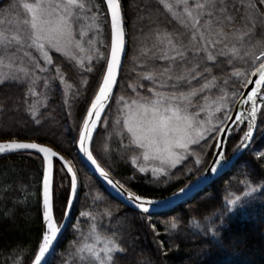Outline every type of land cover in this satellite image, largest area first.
Segmentation results:
<instances>
[{
	"label": "snow or ice",
	"instance_id": "1",
	"mask_svg": "<svg viewBox=\"0 0 264 264\" xmlns=\"http://www.w3.org/2000/svg\"><path fill=\"white\" fill-rule=\"evenodd\" d=\"M159 3L186 32L162 36L158 33L159 43L154 48L159 50L149 57L152 67L137 65V75L142 72V76L132 90L135 98L127 100L121 96L117 101L121 105V119L115 122L117 134L121 146L136 153L131 156V164L140 173L150 170L155 180L171 178L172 170L189 159H193L197 168L205 158L211 160L210 167L195 183L185 184L172 196L161 199L145 197L114 180L93 154L94 136L101 126L107 129L106 109L123 79V60L127 54L123 0H10L6 8H0V92L13 86L21 91L17 99L0 95V111L11 101L16 110H25L39 131L47 120L55 119L45 116L47 93L57 90V79L60 85L66 83L61 68L55 64V54L74 61L88 74H93L98 65V84L94 95L85 98L76 126L77 136L72 138L73 147L138 210L140 219L149 224L157 237L160 233L151 223L152 216L162 208L175 206L179 200L191 198L209 183L212 175H221L230 168L236 154L254 142L258 126L264 125V0H239V3L159 0ZM144 11L150 16L147 7ZM102 24L110 28L107 44L99 39ZM222 65L230 68L226 78L213 74V69ZM53 70L55 75L50 76ZM83 85L87 91V79ZM71 92L69 86L63 101L69 117L80 102L79 91L69 96ZM42 96L45 99L41 103ZM238 132L243 135L229 159L225 155L228 138ZM14 135L0 128V155L27 153L41 161L43 227L31 264H50L65 226L54 216L56 205L63 202V219L67 221L78 195L77 171L52 147L25 142ZM256 156L264 161V151H257ZM135 179V175L129 177V183ZM244 184L248 188L244 197L257 191L247 181ZM241 200L239 195L229 199V209ZM104 215L111 217L112 213L106 210ZM80 216L88 217L92 223L87 233L81 232L78 242L70 243L65 264H119L120 256L127 252L122 235L102 232L92 212H81ZM224 223L222 216L220 226L211 233L214 242L221 246L220 227ZM177 227L175 222L170 224L173 230ZM166 234L170 235L168 230ZM154 243L163 257L174 250L171 245L165 250L163 241ZM13 264H23L22 251L16 254ZM139 264L154 262L146 258Z\"/></svg>",
	"mask_w": 264,
	"mask_h": 264
},
{
	"label": "trees",
	"instance_id": "2",
	"mask_svg": "<svg viewBox=\"0 0 264 264\" xmlns=\"http://www.w3.org/2000/svg\"><path fill=\"white\" fill-rule=\"evenodd\" d=\"M9 2L10 0H2L0 8H6ZM123 6L127 46H131L134 56L140 60L141 52L145 51L142 44L146 43V39L151 41L152 47L146 48L149 52L145 51L143 56L146 53L149 59L153 51L159 50L154 48L159 42L158 33L161 32L162 36L164 33L186 32L178 21L163 10L158 0H123ZM146 7L150 16L144 11ZM126 57L123 60L124 67ZM55 64L61 68L66 82L71 85V96H75L78 90L80 99L91 97L94 84L87 91L83 85V80L89 79L84 78L88 73L80 69L75 72L71 62L57 55ZM135 64L144 63L139 61ZM147 66L151 68L152 64L147 63ZM135 70L133 82L137 86L141 82L142 72L137 75V67ZM98 72L97 65L93 77L92 74L89 75L93 83L98 79ZM213 74L216 75V68L213 69ZM144 83L147 86V82ZM40 90L42 87L38 89ZM0 95L17 99L21 91L13 86L4 88ZM47 95L48 109L45 116H54L55 119L47 120L39 131L35 130L25 110H16L11 101L0 111V128L4 133L15 134L14 138L49 143L77 171L78 195L74 200L67 227L56 243L55 254L50 257V264H65L69 259L67 254L70 243L78 242L81 232L88 231L92 221L88 217H81V212H92L96 215V223L105 234L117 232L122 235L127 252L120 256L119 264H139V261L146 258L153 260L154 264H264V161L258 160L256 156L257 151H264V125H259V121L254 142L224 174L178 207L152 216L151 223L160 233L157 237L149 224L140 219L138 211L130 209L108 194L97 178L82 164L72 144V138L77 136L76 126L79 124L81 105L72 109L69 117L59 91L48 92ZM242 134L238 132L228 138L225 150L227 158L233 154L235 141ZM73 151L79 162L76 161V165L71 162ZM34 158L36 157H30L27 153L0 155V264H13L16 254L21 251L23 264H30L38 247L42 234L40 160ZM209 160L206 158V166ZM56 167L59 168V164ZM77 168L81 170L78 171ZM198 175L168 181L167 186L160 189L151 185L148 180L137 177L134 182L128 183V187L145 197L161 199L177 192ZM245 181L257 191L229 209V199L242 196L248 191ZM106 210L111 211V217L104 215ZM63 211L64 205L60 202L54 212L58 221L63 218ZM222 216L225 223L220 227V236L223 239L221 246L214 242L211 233L220 226ZM172 222L177 223V229L170 228ZM166 230L170 235L166 234ZM154 240L163 241L165 250L169 245L174 250L163 257Z\"/></svg>",
	"mask_w": 264,
	"mask_h": 264
},
{
	"label": "rangeland",
	"instance_id": "3",
	"mask_svg": "<svg viewBox=\"0 0 264 264\" xmlns=\"http://www.w3.org/2000/svg\"><path fill=\"white\" fill-rule=\"evenodd\" d=\"M125 22H126V20H125ZM102 27H103V32H102L99 39L104 44H107V43H109V40H110V28H109L108 24H102ZM126 33H127V29H126ZM160 34H161V32H160ZM129 42H130V39H129ZM127 44H128V36H127ZM127 44H126V53H127L126 56L127 57L125 59L126 64L124 67V71L122 73L123 79L121 80L118 88L114 90L115 96H114L113 100L110 102L109 107L106 109L107 119H108L107 129L105 130L101 126L98 129V134H96L94 136V143L92 145L93 154L97 158L98 162L101 163V165L103 167H105L106 169H108L111 172V176L115 180H119L121 183H124L126 187H128L129 177H131L133 175L136 176V179H137V177H141V179L148 180L151 185H155L157 188L160 189L162 187H166L168 184V181H175L177 179L183 180V179H186L188 175L191 176L193 174H196V175L201 174L205 170V168L207 167L206 166V158L204 160V163L199 168H197V166L194 164L193 159H189L188 161L185 162L184 165L178 167V169L172 170L171 178L160 177L159 180H155L153 178L150 170L146 173H140L138 171V169L135 168L131 164V156L135 155L136 153L131 152V151H129V150H127L121 146L120 137L117 134L118 126L115 123L118 119H121V115L119 112L121 105L118 104L117 101H118L119 97H121V96H123L127 100H131V99L135 98V93L132 91L133 88L137 87L136 84L133 82V79H134L133 74L135 73V71H136L135 68L137 67V65L135 63L142 61V63H144V64H147V63L151 64V61L148 59V56L146 54L143 56V54L145 51H146V53L149 52V50H146V48L152 47V46H150V44H152V43H151V41L148 42V40L146 39V43L142 44L143 47L145 48L144 49L145 51L141 52L140 57H142V60H140L139 58L134 56V51L132 50L131 46L128 47ZM85 47H87V45H85ZM102 50L107 52V48H103ZM55 55L61 57L62 59H66L67 61L71 62L72 67L75 68V72L79 71V69L81 71H83L79 67V65H77L74 61H71V60L67 59L66 57H63L58 53ZM135 65H136V67H135ZM229 72H230V70L224 68L223 66L216 68V75L218 77H221V78H226V76ZM93 74H95V73H93ZM93 74L91 75L92 77H93ZM53 75H55L54 70L50 73V76H53ZM89 75L90 74H87L86 76H84V78H89V79H87L88 81L91 80L90 82H88V85L86 86L87 90H89L90 87L92 86V84H94L93 89L90 92L91 96H93L94 92L96 90L97 84H98V79L95 80L93 83L92 82L93 79L92 78L90 79L91 76L89 77ZM98 75H100V72H98ZM201 83H203V82H201ZM56 84L58 86L56 91H59V94H61V97L63 99H65L64 94H65V92L68 91V88L71 85H69V83H67V82L63 85H60L58 79L56 80ZM140 91L143 92L142 89ZM71 94H72V92L69 93V96H71ZM85 98H81L80 102L76 105V106L81 105V107H80L81 110L85 107ZM88 98H89V96H88ZM44 99H45L44 96H42L41 100L39 102H41V103L44 102ZM237 99H238V97H237ZM76 106L73 107V110L76 108ZM79 122H80V120H79ZM67 124H68L67 126L69 127L70 126L69 123H67ZM242 135H240V136H242ZM237 140H236L237 142L235 141L233 148H235L236 144L239 142V139H237ZM124 143L126 144L127 140H125ZM45 144L50 146L49 143H45ZM106 147H107L108 151H105ZM34 159H37V158H34ZM76 161H77V163H79L75 154H74V151H73L71 154V162H74L76 165ZM140 162L144 163L142 160ZM209 162H210V160H209ZM209 162L207 163V165L209 164ZM39 165H40V167H39V173H40L39 174L40 175L39 196L41 199V185H42L41 172H42V167H41L40 161H39ZM76 167H78V166H76ZM79 169L77 168L78 171L81 170V169L80 170ZM184 169H191V172H188ZM200 171H202V172H200ZM59 179H60V177L57 176V181H59ZM194 180H192V181H194ZM192 181H190V182H192ZM64 184H65V186L67 185L66 179L64 180ZM241 197H242V199L245 198L243 195ZM41 207H42V204H41ZM62 219H60V221L57 220L58 223H61Z\"/></svg>",
	"mask_w": 264,
	"mask_h": 264
},
{
	"label": "water",
	"instance_id": "4",
	"mask_svg": "<svg viewBox=\"0 0 264 264\" xmlns=\"http://www.w3.org/2000/svg\"><path fill=\"white\" fill-rule=\"evenodd\" d=\"M2 0H0V2H1ZM243 91V90H242ZM238 99H239V97H238ZM231 126V125H230ZM25 142H36V141H29V140H24ZM0 142H2V140H0ZM38 143H40V142H38ZM42 144H44V146H48V147H51V146H49V145H47V144H45V143H42ZM54 149V148H53ZM246 149H244L243 151H241L240 153H237L236 154V156H235V159H234V161H233V163H232V165L238 160V158L244 153V151H245ZM54 151H57V150H55L54 149ZM58 152V151H57ZM76 152H77V154H78V156H79V158H80V160H81V162H82V164L89 170V172L90 173H92L96 178H97V180L99 181V183L101 184V186L103 187V189L108 193V194H110L114 199H116L117 201H119L120 203H122V204H124L125 206H127V207H129L130 209H133V210H135V211H138L137 209H135L134 207H132L130 204H128L127 203V201L126 200H124L123 199V197H121L118 193H117V191L116 190H114L110 185H108L107 184V182L102 178V177H100L99 176V174L97 173V172H95V170L93 169V167L90 165V163L89 162H87L86 161V159L83 157V155L82 154H80L77 150H76ZM59 154L60 155H62L60 152H59ZM233 155H234V153L229 157V159H231L232 157H233ZM63 156V155H62ZM210 165H211V160H210V162H209V164L207 165V167L205 168V170L194 180V181H192V182H190V183H195L196 181H197V179L199 178V177H201L204 173H205V171L210 167ZM231 167V166H230ZM229 169V168H228ZM227 169V170H228ZM227 170H225L222 174H224ZM221 174V175H222ZM221 175H212L211 176V178H210V180H209V183L207 184V185H202L201 186V189L197 192V193H199L201 190H203L204 188H206L208 185H210L213 181H215L217 178H219ZM113 178V177H112ZM114 179V178H113ZM115 180V179H114ZM189 183V184H190ZM178 192V191H177ZM196 193V194H197ZM195 194V195H196ZM173 195V194H172ZM172 195H170V196H172ZM194 195V196H195ZM170 196H168V197H170ZM194 196H192L191 198H193ZM167 198V197H166ZM191 198H186V199H182V200H179V201H177V203H176V205L175 206H173V207H170V208H162V209H160L157 213H163V212H166V211H169V210H172V209H174V208H176V207H178L179 205H181V204H183L184 202H186L187 200H189V199H191ZM41 204H42V186H41ZM73 204H74V202H73ZM73 207V206H72ZM71 210H72V208H71ZM156 213V214H157ZM70 214H71V211H70ZM69 218H70V216H69ZM69 218H68V220L67 221H65L64 219H62V221H61V223H63L65 226H64V229H63V232H62V234L64 233V231H65V229H66V227H67V224H68V221H69ZM42 227H43V222H42ZM61 234V235H62ZM61 235L58 237V240L60 239V237H61ZM58 242V241H57ZM56 242V243H57ZM34 258V257H33ZM30 264H31V262H30Z\"/></svg>",
	"mask_w": 264,
	"mask_h": 264
}]
</instances>
